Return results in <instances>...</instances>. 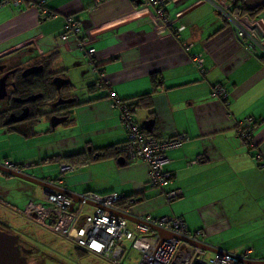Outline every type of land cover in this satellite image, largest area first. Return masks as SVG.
<instances>
[{"label":"crops","instance_id":"1","mask_svg":"<svg viewBox=\"0 0 264 264\" xmlns=\"http://www.w3.org/2000/svg\"><path fill=\"white\" fill-rule=\"evenodd\" d=\"M36 1L12 0L0 6V53L12 48L14 54L40 53L41 47L46 53L40 55H48L60 43L65 17L71 16L95 48L94 64L101 77L78 48L60 47L59 54H67L72 64L85 68L80 77L84 96L68 121L53 129L50 124L38 129L21 125L14 132L2 129L0 165H10L42 179L52 190L75 197L85 192L135 195L139 200L127 209L133 216H180L190 231L205 232L206 253L250 249V258L264 259V56L251 55L239 46L232 27L210 2L174 0L181 2L172 5L165 0L167 21H163L156 17L155 6L143 10L136 0H45V14L52 13L47 17L33 4ZM172 13L180 15L174 18ZM259 19L264 22V8L249 18V31L264 45V34L255 25ZM179 26L183 29L177 31ZM33 38L32 43L23 44ZM193 55L203 59V71L196 69ZM17 62L23 64V60ZM151 75L158 77L154 90ZM99 78L104 87L87 90ZM215 85L225 89L224 100L211 95ZM149 92V104H140L132 113L136 124L144 128L143 122L148 121V132L159 139L185 136L179 146L166 151L164 170L171 180L165 189L174 188L180 194L171 202L148 185L145 164L129 166L124 159L119 162L120 157L66 160L88 147L123 142L126 132L117 101ZM246 117L258 121L256 132L247 140L236 131V122ZM34 138L33 157L16 154ZM51 157H58L52 162L59 167L74 165L57 174L43 171L41 160L51 162ZM27 165L41 170L34 174L26 171ZM0 173V204L14 205L18 192L7 184L25 180Z\"/></svg>","mask_w":264,"mask_h":264},{"label":"built area","instance_id":"2","mask_svg":"<svg viewBox=\"0 0 264 264\" xmlns=\"http://www.w3.org/2000/svg\"><path fill=\"white\" fill-rule=\"evenodd\" d=\"M10 1L12 0H0V6L7 5ZM140 1L143 10H148L150 5L155 6L156 17L167 21L162 0ZM203 1L212 3L214 9L228 22L234 31L235 42L239 46L251 55L264 56V45L249 31V18L238 4L225 0H200ZM44 3L45 0H37L33 4L41 6ZM41 12L45 14L44 8ZM179 15L180 13H177V16ZM181 29L183 26H179L176 30ZM59 39L60 43L55 47L78 48L85 52L84 55L95 53V48L80 33L77 21L71 16L65 17ZM191 59L196 69L203 71V59L200 55H193ZM211 95L224 100L227 93L222 86L215 85L212 87ZM120 118L126 132V140L120 146L125 163L129 166L145 164L148 168V185L157 188L166 202L176 199L179 196L177 189H165L166 183L171 179L170 174L164 170V164L168 161L166 151L179 146L185 136L181 134L159 139L143 133L132 113L125 106L121 107ZM257 125L251 117L237 121L238 136L249 139L256 132ZM261 166H264V162ZM71 168L64 163L59 167L61 172ZM78 196L80 200L73 203L72 199L62 191L45 187L40 197L33 198L23 208L17 209L28 221L63 238L80 251L99 257L109 264H125L124 259L130 251L139 254L137 264H193L195 260L204 264H258V261H264V259L250 258V249L241 253L216 250L206 258V251L202 247L188 243H202L205 232L190 231L178 215L156 218L146 215L136 217L137 221H129L109 210L129 212L116 205L122 195L114 192L107 194L85 192ZM88 202L95 206L91 208ZM160 231L166 233L164 238Z\"/></svg>","mask_w":264,"mask_h":264},{"label":"flooded vegetation","instance_id":"3","mask_svg":"<svg viewBox=\"0 0 264 264\" xmlns=\"http://www.w3.org/2000/svg\"><path fill=\"white\" fill-rule=\"evenodd\" d=\"M13 53L5 56H0V78H4L6 82L7 95L0 100L5 102L1 110H6L7 117L5 122H9L13 127L18 128L21 125L35 126L42 122V119L48 121L52 118L66 117L69 118L74 106H69L80 102V96L69 92L67 95H54L49 99L47 88L43 81L52 72L51 65L46 64L41 55L35 57L30 63L21 64L14 57L7 58ZM38 69L27 75H23L26 69ZM59 91L56 90V94ZM39 94L36 99L29 100V96ZM61 97L62 99L74 98L76 102L57 104L54 103ZM12 115H24V118L18 122L7 121ZM31 117L34 123L31 124ZM0 230L11 234L13 240L3 242V247L7 254L0 256V264H72L66 259L51 253L47 246L43 243V247L38 244V240L29 233L18 232L11 229L7 223H0ZM46 247V249H44Z\"/></svg>","mask_w":264,"mask_h":264},{"label":"rangeland","instance_id":"4","mask_svg":"<svg viewBox=\"0 0 264 264\" xmlns=\"http://www.w3.org/2000/svg\"><path fill=\"white\" fill-rule=\"evenodd\" d=\"M171 1L172 2L170 4L176 5L180 3L182 0L176 4L174 3V0H171ZM203 3L206 4L209 2L203 1ZM172 15L174 16V18H176L177 13H174V14L172 13ZM76 51L81 54H85V52L80 49H77ZM39 52L40 53L42 52L41 47H40ZM40 53H38L35 50H32V51L23 50L19 52L18 54L13 53V57L14 59H17V60H23V64H27V63H30L31 60H33L35 57L39 56ZM66 55L67 54H63V53L59 54L57 58L55 59V62L52 65L51 70L53 72L61 74L63 77L69 78V85H65L61 87V89L59 90L57 94L54 88L52 87L53 86L52 83L51 85L48 84L50 82L48 79L46 80V85L52 92L54 91L56 96H59L60 94L67 95L69 92H73L79 95L81 98L84 96L83 92L85 90V85L83 82H81L80 77L81 75H83L81 74V70L83 69V72H85V68H83L82 66H78L77 65L78 63L72 64L73 62H71L70 59L66 58L67 57ZM86 57L88 58V56ZM92 80L93 79L90 76V81ZM53 97H54V94H53ZM4 105H5V102L0 101V109ZM41 125H48V121L46 122V120L42 119V122L37 123L36 125L37 129ZM2 133H3V130L2 128H0V140L2 137H4ZM31 142L32 144H30L29 146L25 148L23 147L20 150L18 148V151H16L17 152L16 154H23L28 157L29 156L33 157L35 154V151L37 152V146H36L37 144L35 143L36 139L34 138V140H32ZM4 144L5 142H3V145ZM41 165L44 166L43 171H47L51 174H57L59 170V166L55 165V162H52V161L51 162H41ZM25 168H26V171L29 170V172H32L34 174H36L37 172L41 170L39 169L38 166L34 167V165L33 166L27 165L25 166ZM6 179H9V178H4V180ZM10 179H17V177H14V178L11 177ZM1 180H2V176L0 177V183H1ZM27 185H30L29 187L31 188H27L28 187ZM7 186L11 188L12 192L14 193L18 192V193L15 195L16 199H14L15 201L14 205L12 204L4 205L2 203L0 204V223H7L11 227V229H13L16 232H18L19 230L21 232L29 233L30 235H33L35 239L38 240L37 241L38 244H40L42 247H43V243H45L44 245L48 247L47 250H49L51 253H54L66 259L68 262L72 264H109L108 262L104 261L103 259L99 257H96L90 253H84L80 251L79 249L75 248L72 244H70L68 241L54 235L52 232L45 230L44 228L34 224L33 222L28 221L23 215L20 214L18 209L23 208L25 206V204L29 200V197H31L33 194L36 197H40L42 195V188L40 186L28 184L25 181H23L22 183L18 181L17 183H8ZM24 186H27V187H24ZM44 249H46V247H44ZM211 254L212 252L209 251L208 253H206L205 257L209 258ZM138 260H139V254L136 251H130L128 253V256L125 257L124 263L125 264H137Z\"/></svg>","mask_w":264,"mask_h":264},{"label":"trees","instance_id":"5","mask_svg":"<svg viewBox=\"0 0 264 264\" xmlns=\"http://www.w3.org/2000/svg\"><path fill=\"white\" fill-rule=\"evenodd\" d=\"M22 1H29V0H22ZM228 1H232V0H228ZM37 2V1H36ZM163 2V5L165 3V0H162ZM234 3L238 4L242 11L244 12V14L247 15L248 18H251L253 19L255 17V15L257 13H259L260 11L263 10L264 8V4L260 5L259 7L255 8L254 10L252 11H249L245 8V6L243 5V0H236V1H233ZM39 9H43V5L41 6H38ZM42 11V10H41ZM51 12L48 10L47 13L44 15V16H51ZM53 51L50 52L48 55L46 56H42L41 55V58L43 59V61L46 63V64H52V62H54V60L57 58V56L59 55V52H60V49L58 47H53ZM43 53H46V52H43ZM88 56V61L90 64H94V55H86ZM94 68L97 70V72H99V76L101 77V71L95 66L94 64ZM55 76H60V77H63L61 74L59 75L58 73L56 72H51L49 74V76L47 75V77L45 78V80L43 81V83H45L46 85V80L48 79L50 82L48 84L51 85V81H52V78L55 77ZM157 78L156 75H151L150 77V82H151V87H152V90H154V88L157 86ZM53 85V84H52ZM69 85V83L67 84ZM65 86V85H64ZM56 92V88L54 87V85L52 86ZM63 87V86H62ZM104 87V83H103V80H101L100 78L97 79L96 81L92 82V83H89L87 85V90L89 91H92V89H100V88H103ZM46 90H47V93L49 94L48 98L51 99L53 98V94L55 95L54 91L52 92L46 85ZM152 92H149V93H145L143 95H140V96H137L135 98H132V99H129V100H119L117 101V104L119 105L120 109L121 107L125 106L131 113L134 112L135 108L139 107L140 104L146 102L147 104H149V99H150V96H151ZM76 102V100L74 101ZM80 102L78 103H75V104H71L69 106H76L77 104H79ZM7 111L6 110H1L0 111V128L8 131V132H11V131H17V128L13 127L9 122H5V119L7 117ZM252 118V117H251ZM31 124L34 123V118L31 117ZM69 118L66 119L65 122L68 121ZM253 119V118H252ZM239 121V120H238ZM253 121L255 123H258L257 120H254ZM140 127V126H139ZM141 131L143 133H146V134H152V133H149L148 131H146L143 127H140ZM154 136V135H153ZM126 140V138H125ZM125 140L121 143H118V144H115V145H111V146H105V147H101V148H92V147H88L87 149H85L84 151L82 152H78L77 154L75 155H72V156H69L67 157V161H70V159H76L77 161L79 159H83L82 161H89V160H101V159H105V158H109V157H121V148L120 146L125 142ZM247 140V139H245ZM58 157L54 158V157H51L49 158V161H55L57 160ZM69 158V159H68ZM41 162H46V159H42ZM71 165H74L73 162L70 163ZM70 165V166H71ZM180 196V194H179ZM178 198V197H177ZM129 200H133V202H129ZM139 199L136 198L135 195H129V196H122L121 200H119L116 205L123 208V209H128L129 207L133 206ZM173 201V200H172ZM171 202V201H170ZM84 252V251H82ZM86 253V252H84Z\"/></svg>","mask_w":264,"mask_h":264},{"label":"water","instance_id":"6","mask_svg":"<svg viewBox=\"0 0 264 264\" xmlns=\"http://www.w3.org/2000/svg\"><path fill=\"white\" fill-rule=\"evenodd\" d=\"M232 1H236V0H232ZM137 4H140L141 1L140 0H136ZM264 4V0H243V5L245 6V8L249 11L254 10L255 8L259 7L260 5ZM255 25L260 29V31L264 34V22L259 19L256 21ZM108 30V29H105ZM105 30H102L94 35L100 34L102 32H104ZM36 38L30 39L28 41H26L25 44H30L33 41H35ZM22 44V45H23ZM15 48L9 49L7 51H3L0 53V56H5L10 54ZM40 68L38 69H26V71H24L23 75H27L33 71H38ZM69 83V78L66 77H60V76H55L52 78V84L54 85V87L56 88L57 91H59L61 89L62 86L67 85ZM7 95V90H6V82L5 79L2 77L0 78V100L4 99L5 96ZM37 97H39V94H33L31 96H29L27 99L32 100V99H36ZM75 99L74 98H69V99H62L61 97H59V99L54 103V105L57 104H64V103H70L73 102ZM24 118V115L21 114L19 116H14L11 114V116L8 118L7 121H11V122H18L21 121ZM66 121V117H61V118H55V121L51 118L49 123H50V127L53 129L55 128L57 125L62 124ZM143 126L144 129L146 131H150V126H149V122L148 121H144L143 122ZM119 162H123V158H119L118 159ZM0 172H4L10 176H14L20 179H23L25 181H28L34 185H38L40 187H52V185L48 184L47 182L43 181L42 179L35 177L33 175H29L27 173H24L23 171H19L17 169H14L12 166L10 165H0ZM67 197L72 199V202H76L79 201L80 198L77 195V197H75L72 193L69 192H64ZM89 205L91 206H95V204L88 202ZM72 208V204L70 206V210ZM112 212H116L119 216L129 220V221H137V218L135 216H133L130 212L128 213H122V212H117V211H113L111 209H109ZM160 234L162 235V237L164 238L166 236V233L163 231H160ZM13 237L11 234L6 233L5 231H1L0 230V256H4L5 254H7L6 249H4L3 247V242H8L9 240H13ZM188 242V241H186ZM10 243V241H9ZM190 245L192 246H200L203 249H206V247L202 244V243H191L188 242ZM264 261H258V264H263ZM193 264H204L203 262L199 261V260H195Z\"/></svg>","mask_w":264,"mask_h":264}]
</instances>
